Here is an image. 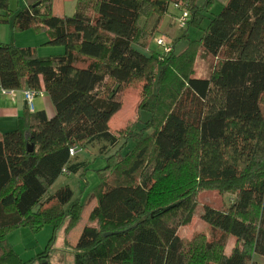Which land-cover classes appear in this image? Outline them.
<instances>
[{"label": "trees", "instance_id": "trees-1", "mask_svg": "<svg viewBox=\"0 0 264 264\" xmlns=\"http://www.w3.org/2000/svg\"><path fill=\"white\" fill-rule=\"evenodd\" d=\"M22 1L12 10L0 0V25L12 18L15 32L44 33V44L64 51L39 56L34 46L0 42V89L43 90L54 107L52 116L26 110L16 129L0 134V264L48 256L24 263L7 239L10 230L54 231L82 213L89 164L70 156L73 146L92 148L106 163L108 148L120 152L91 189L88 221L95 224L81 228L73 264H259L264 0H227L210 16L214 0H78L70 15L55 13L53 0ZM169 4L189 9L184 30L200 28L205 18L206 26L197 38L183 33L187 46L178 53L174 46L144 53L137 46L157 30ZM152 17L156 27L146 31ZM200 47L216 59L205 77L193 75ZM76 55L85 65H77ZM136 81H142L140 110L149 117L120 140L108 121L121 106L119 90ZM63 173L82 178L84 189L76 193L64 183L48 193ZM204 189L234 194L223 208L203 205L208 236L182 238L179 228L191 222ZM110 231L118 232L104 235Z\"/></svg>", "mask_w": 264, "mask_h": 264}, {"label": "rangeland", "instance_id": "rangeland-1", "mask_svg": "<svg viewBox=\"0 0 264 264\" xmlns=\"http://www.w3.org/2000/svg\"><path fill=\"white\" fill-rule=\"evenodd\" d=\"M213 6L210 9V12L207 16H210L212 13L216 14L221 10L222 0H214ZM78 0H53L52 10L58 14L70 15L74 12V8ZM9 7L12 10L18 9L21 7L22 0H8ZM202 3V0H198L196 4ZM188 9V8H187ZM180 8L174 7L173 4H169L168 11L163 15L162 21H160L157 30L153 31L152 36H147L145 39L141 40V43L137 46L139 49L147 53L149 50H153L158 53H163L162 47L158 46L156 39L160 36H163L167 43H170L174 46V51L176 53L180 52L187 46L186 40H180V37L184 36L183 33L187 31L190 38H197L201 35V29H203L208 20L207 18L203 19L200 24V28L191 27L190 29L184 30L183 27L179 28L177 18L181 13ZM189 12V9H188ZM191 13L189 12L188 20L191 18ZM144 19L141 21L143 23ZM154 19L149 18L146 23V31L153 30L154 28ZM156 27V26H155ZM20 35L17 37V42H31L36 48H40L39 56H48V55H57L62 54L64 51L63 46L61 45H47L44 44L45 41H42L43 38L41 35L44 33H34L31 30L20 31ZM22 38L23 41H20ZM15 39V38H14ZM43 42V43H41ZM17 45L19 43H16ZM41 45V46H40ZM77 65H85V60L81 56L76 55ZM216 59L205 53L204 50L200 47L197 50L195 59L193 62V75L205 77L208 76L212 70V67L215 64ZM142 81L133 82L129 86H124L119 90L118 97L121 102L120 108L111 116L108 121V126L110 131L120 134V140L123 139L122 136L126 132L133 131L135 133L142 125L143 122L147 120L149 114L145 111L140 110L141 105V86ZM264 110V104H263ZM131 144V141L128 142L127 146L123 148L122 151H125L128 145ZM78 152L76 155H79V158L86 159L89 164L88 170L85 171V179L88 181L84 196L83 203L84 208L81 217H86L91 207L94 204V198L91 195V189L99 182L100 176H105L109 171L110 166L113 162L116 161L117 157L120 156V152H115L111 147L108 148L106 153L110 154L112 158L108 160V165L105 162V158L97 157L92 148ZM114 153V154H113ZM97 157V158H94ZM107 165V167H106ZM106 167V168H105ZM82 179V178H81ZM78 176L75 175H60L59 179L56 180L54 185L48 190V193L54 192L61 184L68 183L72 190H75L76 193L80 192V189H84L85 186L84 180H81ZM234 193L226 192L220 193L215 189H204L200 191L199 194V204L197 205L193 218L189 224L179 228L178 233L182 238L191 237V235L196 233H203L206 236L209 235V227L205 222L200 219V213L202 212V207L205 204H209L215 208H223L230 201ZM85 222L90 225H94L95 221L90 222L85 219ZM70 225V220L67 218L61 224V226L56 229L51 230V226H43L39 229H31L29 226H20L10 230L7 233V239L14 248L15 252L25 263L36 258L39 254H43L48 251V256L41 261L33 260L29 264H69L70 258L72 257L76 241L81 232L80 227H74L67 229ZM67 229V230H65ZM75 243V244H74ZM233 243V238H229L227 249L229 250L230 246ZM74 244V246H72ZM227 250V251H228ZM256 261L259 264H264V256L256 255Z\"/></svg>", "mask_w": 264, "mask_h": 264}, {"label": "crops", "instance_id": "crops-1", "mask_svg": "<svg viewBox=\"0 0 264 264\" xmlns=\"http://www.w3.org/2000/svg\"><path fill=\"white\" fill-rule=\"evenodd\" d=\"M226 1L227 0H222L221 5L223 6V4H225L224 2H226ZM23 4L24 3H22L21 5L23 6ZM174 7H176V6L174 5ZM59 15H63V13L59 14ZM161 21H162V19H161ZM20 34H21L20 32H15L12 29V18L10 19L9 23L0 25V42H11L14 44L19 43L18 44L19 46H27V47L28 46H34L33 44H31V42H29L30 40H28V43L26 42V40H25V42H17L18 41L17 36ZM41 36L43 38L42 41L46 42L47 36H45V34L41 35ZM20 41H23L22 38ZM41 43H43V42H41ZM34 47H37V46H34ZM39 50H40V48H37L38 54H39ZM28 89L29 88L26 87V85H24L22 88H19L18 90L17 89L16 90H6V91L0 90V134L3 132H7L10 130L16 129L15 127H17V124H18L17 120H18L19 114H22V112H24L26 110H29L30 112H34V111H38V110H44L46 112L45 114H47L48 116H52L54 114L53 104L50 100V97L48 96V94L46 92H43L42 95L35 96L31 100V103L28 104L25 97H24V91L28 90ZM82 150L83 149H81V151ZM81 151H79V152H81ZM94 158H97V157H94ZM78 160H83V159L79 158ZM62 175L67 176L69 174L63 173ZM82 201H83V197H82ZM89 213H90V211L88 212V214L84 218L81 217L80 215L69 217L70 225H69V227H67V229H69V228L74 229V227H80L79 229L83 228L85 225H87V223L85 222V219H87V221H88ZM81 215H82V213H81ZM44 226H46V225H44ZM31 229H34V228L31 227ZM67 229H65V230H67ZM74 244L72 246H74ZM255 259H256V257H255ZM69 264H73V254H72V257L70 258Z\"/></svg>", "mask_w": 264, "mask_h": 264}, {"label": "built area", "instance_id": "built-area-1", "mask_svg": "<svg viewBox=\"0 0 264 264\" xmlns=\"http://www.w3.org/2000/svg\"><path fill=\"white\" fill-rule=\"evenodd\" d=\"M177 7V5H175ZM178 8V7H177ZM188 16H189V12L186 9H182L180 16L177 18V22H178V26L179 28H182L186 26L187 24V20H188ZM156 43L158 44V46L162 47L164 52H171V49L173 48V45L170 43H167L166 40L164 39L163 36H160L156 39ZM1 91H5L4 89H0ZM43 90L42 91H38V90H33V89H28L24 91V97L27 101L28 104L31 103V100L37 96V95H42ZM80 151V148L77 146H73L71 147V149L69 148V154L70 156H74L76 153H78Z\"/></svg>", "mask_w": 264, "mask_h": 264}, {"label": "water", "instance_id": "water-1", "mask_svg": "<svg viewBox=\"0 0 264 264\" xmlns=\"http://www.w3.org/2000/svg\"><path fill=\"white\" fill-rule=\"evenodd\" d=\"M117 88H118V86L116 85V86L114 87V91H116ZM111 95H112V93H111ZM30 149L32 150L31 147H30ZM36 208H39V205H37ZM35 210H36V209H34L33 212H35ZM117 232H118V231H113V232L110 231V232H106L104 235H105V236H107V235H112V234H115V233H117Z\"/></svg>", "mask_w": 264, "mask_h": 264}]
</instances>
